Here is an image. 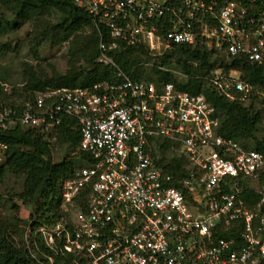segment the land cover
Listing matches in <instances>:
<instances>
[{
    "label": "built area",
    "instance_id": "built-area-1",
    "mask_svg": "<svg viewBox=\"0 0 264 264\" xmlns=\"http://www.w3.org/2000/svg\"><path fill=\"white\" fill-rule=\"evenodd\" d=\"M73 1L107 29L109 42L98 30L100 64H112L107 52L119 44L159 57L200 43L251 63L264 60V8L254 0ZM118 76L117 84L45 89L21 110L0 107V131L30 126L50 138L63 117L75 119L79 150L91 159L63 182L66 214L40 229L46 244L58 241L88 264H264V152L219 134L204 95ZM208 79L230 100L264 98L237 71L215 69ZM156 140L178 144L190 162L178 185L155 163ZM6 147L0 142V162ZM231 230L237 236L219 235Z\"/></svg>",
    "mask_w": 264,
    "mask_h": 264
},
{
    "label": "trees",
    "instance_id": "trees-1",
    "mask_svg": "<svg viewBox=\"0 0 264 264\" xmlns=\"http://www.w3.org/2000/svg\"><path fill=\"white\" fill-rule=\"evenodd\" d=\"M264 8V0H254ZM28 25L25 36L34 60L51 49L66 44V70L53 67L50 74L22 62L21 86L6 93L0 83V107L21 110L45 89L92 88L100 82L120 83V71L132 81L171 82L176 89L189 94H202L214 107L218 133L232 138L246 148L264 152V136L259 135L263 121L264 99L253 94L247 103L222 96L208 77L215 69L229 74L234 70L247 83L264 91V60L251 63L245 58L225 56L203 44L177 45L168 53L151 57L142 45L119 44L107 52L112 64L97 63L101 31L105 42L111 39L107 29L94 23V18L73 0H0V39ZM0 41V55L7 51ZM154 59V60H153ZM0 80H3L0 74ZM80 133L75 119H61L50 138L38 128L16 126L0 131V142L7 147L0 162V264H88L85 255L66 252L58 241L48 246L40 231L62 221L66 214L61 201L64 180L78 167L91 162L79 150ZM155 163L162 172L173 176L174 185L189 176L188 158L178 153L179 145L156 140ZM64 148L65 156L53 160V150ZM19 180L18 191L9 192L6 182ZM3 192V193H2ZM14 199L17 202H14ZM30 207L27 218L20 216V205ZM8 203L10 217L2 212ZM219 235L237 236L231 230Z\"/></svg>",
    "mask_w": 264,
    "mask_h": 264
},
{
    "label": "rangeland",
    "instance_id": "rangeland-1",
    "mask_svg": "<svg viewBox=\"0 0 264 264\" xmlns=\"http://www.w3.org/2000/svg\"><path fill=\"white\" fill-rule=\"evenodd\" d=\"M29 25V24H28ZM27 24L23 26L20 30L16 32L6 33L0 41L7 44V51L0 55V74L2 75L3 80H0L4 91L6 93H11L13 87L21 86V75L23 69L21 67L22 62H27L36 68L44 70V73L50 74V68L53 67L55 70L60 73H64L66 70V48L67 45H62L59 49H51L50 51L43 52L41 58L34 60L32 54L30 53L28 44L25 40V36L30 32V28ZM154 60V59H153ZM264 99V98H261ZM263 121L259 129V135L264 136V111ZM65 156L64 148L56 147L53 150V160L57 161L60 158ZM78 167V165H76ZM10 180V179H8ZM10 180L6 182L8 193L16 192L19 190V180ZM3 193V192H2ZM195 198L200 201L202 199L201 194H196ZM14 202L17 200L14 199ZM19 203V202H18ZM20 205V216L22 218H27L29 215L30 207L27 205ZM2 212L6 217H10V212L8 208V203L2 205Z\"/></svg>",
    "mask_w": 264,
    "mask_h": 264
},
{
    "label": "crops",
    "instance_id": "crops-1",
    "mask_svg": "<svg viewBox=\"0 0 264 264\" xmlns=\"http://www.w3.org/2000/svg\"><path fill=\"white\" fill-rule=\"evenodd\" d=\"M153 148H156V145H155V144L153 145ZM159 169H160V168H159ZM160 170H161V169H160ZM161 171H162V170H161ZM249 195H250V194L247 195V198H248V203H249V205L251 206V205L253 204L254 200H255V199H254L255 197H253L252 195H250V196H249Z\"/></svg>",
    "mask_w": 264,
    "mask_h": 264
},
{
    "label": "clouds",
    "instance_id": "clouds-1",
    "mask_svg": "<svg viewBox=\"0 0 264 264\" xmlns=\"http://www.w3.org/2000/svg\"><path fill=\"white\" fill-rule=\"evenodd\" d=\"M245 149H246V148H245ZM76 168H79V167H76ZM76 168H75V169H76ZM73 172H74V171H73ZM67 179H68V178H67ZM64 181H65V180H64Z\"/></svg>",
    "mask_w": 264,
    "mask_h": 264
}]
</instances>
